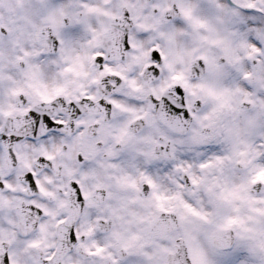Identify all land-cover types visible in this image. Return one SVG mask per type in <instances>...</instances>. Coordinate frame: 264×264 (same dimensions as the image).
<instances>
[{
  "label": "snow or ice",
  "instance_id": "snow-or-ice-1",
  "mask_svg": "<svg viewBox=\"0 0 264 264\" xmlns=\"http://www.w3.org/2000/svg\"><path fill=\"white\" fill-rule=\"evenodd\" d=\"M0 264H264V0H0Z\"/></svg>",
  "mask_w": 264,
  "mask_h": 264
}]
</instances>
